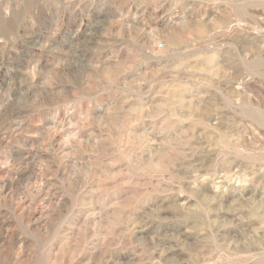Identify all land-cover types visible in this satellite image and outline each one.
I'll return each mask as SVG.
<instances>
[{
  "label": "rangeland",
  "instance_id": "1",
  "mask_svg": "<svg viewBox=\"0 0 264 264\" xmlns=\"http://www.w3.org/2000/svg\"><path fill=\"white\" fill-rule=\"evenodd\" d=\"M0 264H264V0H0Z\"/></svg>",
  "mask_w": 264,
  "mask_h": 264
}]
</instances>
